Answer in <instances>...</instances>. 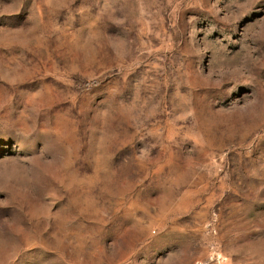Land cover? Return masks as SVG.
I'll use <instances>...</instances> for the list:
<instances>
[{"label":"rangeland","instance_id":"rangeland-1","mask_svg":"<svg viewBox=\"0 0 264 264\" xmlns=\"http://www.w3.org/2000/svg\"><path fill=\"white\" fill-rule=\"evenodd\" d=\"M0 264H264V0H0Z\"/></svg>","mask_w":264,"mask_h":264}]
</instances>
